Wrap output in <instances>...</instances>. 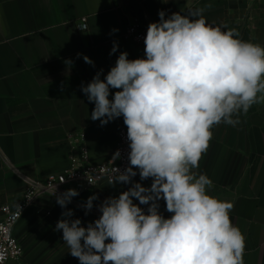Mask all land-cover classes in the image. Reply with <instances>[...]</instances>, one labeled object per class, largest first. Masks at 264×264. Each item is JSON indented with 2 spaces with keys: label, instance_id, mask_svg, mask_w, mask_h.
<instances>
[{
  "label": "clouds",
  "instance_id": "obj_1",
  "mask_svg": "<svg viewBox=\"0 0 264 264\" xmlns=\"http://www.w3.org/2000/svg\"><path fill=\"white\" fill-rule=\"evenodd\" d=\"M204 11L160 10L147 26L142 58L120 52L106 74L101 69L81 85L94 104L91 120L105 126L123 118L128 163L113 167L108 185L129 187L99 205L90 195L81 207L100 215L86 225L67 207L79 192L53 191L65 209L55 230L79 264H244L246 239L230 215L234 202L211 195L212 180L196 170L215 127H235L264 103V46L209 24ZM118 47L114 42L109 54ZM83 60L94 66L87 55ZM113 158H121L120 150ZM149 179L150 186L141 183Z\"/></svg>",
  "mask_w": 264,
  "mask_h": 264
},
{
  "label": "crops",
  "instance_id": "obj_2",
  "mask_svg": "<svg viewBox=\"0 0 264 264\" xmlns=\"http://www.w3.org/2000/svg\"><path fill=\"white\" fill-rule=\"evenodd\" d=\"M189 7L205 8L209 24L236 29L243 40L264 46V1L0 0V207L21 199L27 179L67 169L75 134L86 136L92 164L113 158L119 132L126 129L123 118L105 126L91 120L94 104L81 85L101 69L106 74L120 52L129 59L144 56V45L125 38L129 26L140 23L147 29L159 20L160 10L186 14ZM84 19L86 31L79 28ZM114 42L118 51L110 55ZM196 171L212 180L211 195L234 202L230 215L246 239L244 264H264V103L242 114L235 127H215ZM141 183L150 186L151 180ZM128 187L98 185L79 192L67 207L86 225L100 215L96 207L85 215L81 205L90 195H98L94 205H99ZM159 203L160 212L170 215L164 201ZM63 211L50 198L30 208L15 226L25 255L9 264H79L68 253L62 231L55 230Z\"/></svg>",
  "mask_w": 264,
  "mask_h": 264
},
{
  "label": "built area",
  "instance_id": "obj_3",
  "mask_svg": "<svg viewBox=\"0 0 264 264\" xmlns=\"http://www.w3.org/2000/svg\"><path fill=\"white\" fill-rule=\"evenodd\" d=\"M235 3L257 4L264 0H226ZM80 30H87V20H82ZM147 29L143 24L135 23L125 31V38L136 45H144V36ZM127 129L122 128L119 132V145L121 158H114L107 162H90L89 151L85 146L86 136L83 133L70 137L72 148L69 158V166L62 172L48 174L39 180H26V188L21 199L15 204L0 207V264L19 262L24 257V248L15 234V226L24 214L36 206L44 198L56 200L52 193L56 188L57 194L68 189H76L78 192L88 191L98 185L108 184V176L113 167L121 169L127 166ZM116 150V151H117ZM92 181V184L89 183Z\"/></svg>",
  "mask_w": 264,
  "mask_h": 264
}]
</instances>
